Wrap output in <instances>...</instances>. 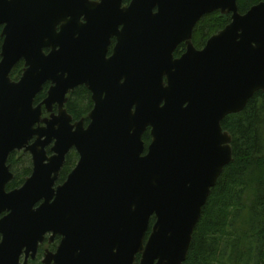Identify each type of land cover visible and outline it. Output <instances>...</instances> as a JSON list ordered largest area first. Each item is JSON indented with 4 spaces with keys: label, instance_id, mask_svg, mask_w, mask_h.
Listing matches in <instances>:
<instances>
[{
    "label": "water",
    "instance_id": "water-1",
    "mask_svg": "<svg viewBox=\"0 0 264 264\" xmlns=\"http://www.w3.org/2000/svg\"><path fill=\"white\" fill-rule=\"evenodd\" d=\"M122 1L0 0V264H27L47 234L62 238L47 264H184L232 161L221 122L264 94V2L240 14L236 0ZM214 12L230 23L197 51L193 29ZM80 86L86 127L65 109ZM71 150L78 163L55 188ZM13 152L32 171L7 191Z\"/></svg>",
    "mask_w": 264,
    "mask_h": 264
},
{
    "label": "trees",
    "instance_id": "trees-1",
    "mask_svg": "<svg viewBox=\"0 0 264 264\" xmlns=\"http://www.w3.org/2000/svg\"><path fill=\"white\" fill-rule=\"evenodd\" d=\"M236 1L240 14L264 2ZM229 23L230 15L219 12L203 16L193 29L194 47L202 48L211 36ZM1 45L0 36V51ZM181 48L182 53L184 46ZM179 53L180 48L175 55ZM23 68L20 61L10 74L11 80H19ZM48 87L49 84L43 87L34 105L45 98ZM65 109L73 122L83 120L87 123L93 109L91 94L83 86L75 88L67 96ZM48 115L43 110L42 116ZM221 127L232 138V161L223 169L202 208L184 264H264V94L255 93L244 110L226 117ZM142 140L147 147L150 142L148 132ZM7 165L13 180L6 190L20 188L31 173V161L25 162L24 152H13ZM18 166H24L23 170ZM153 223L154 218L151 225Z\"/></svg>",
    "mask_w": 264,
    "mask_h": 264
},
{
    "label": "flooded vegetation",
    "instance_id": "flooded-vegetation-1",
    "mask_svg": "<svg viewBox=\"0 0 264 264\" xmlns=\"http://www.w3.org/2000/svg\"><path fill=\"white\" fill-rule=\"evenodd\" d=\"M92 1H96V0H92ZM131 0L127 1V0H123L122 1V4H121V7H125V6H128V4L130 3ZM198 23V22H197ZM196 26V25H195ZM2 26H0V30L2 31ZM193 34V32H192ZM115 41L112 40V43H114ZM192 44H193V38L191 40ZM111 43V45H112ZM206 44V43H205ZM114 45V44H113ZM184 46V49L181 53V47ZM194 46V45H193ZM205 46V45H204ZM204 46L202 48H196L194 47L197 51H200L204 48ZM111 48V47H110ZM180 48V53L178 56L175 55L177 49ZM186 51V45L185 43H181L179 44L174 53H173V57L174 59H178L180 58ZM55 108V107H54ZM53 113H56L53 112ZM49 116V115H48ZM43 117V116H42ZM43 118H46V117H43ZM72 118V117H71ZM72 123L74 124L75 122H73L72 120ZM88 125V122L85 123L84 122V127H86ZM148 132V135H149V132H150V129H148L145 134ZM149 138H150V135H149ZM147 148V147H145ZM46 152H47V155L50 156V152H49V148L46 149ZM30 160H31V156H30ZM78 160H79V156L78 154L75 152V150H71L65 157V161H64V164L62 166V168L60 169L59 171V176L55 182V188L57 186H62L66 181H67V178L69 176V174L73 171V169L76 167L77 163H78ZM31 171H32V161H31ZM31 175V173H30ZM29 175V176H30ZM40 204V203H39ZM39 204H37L36 206H38ZM50 234H47L45 235V238H44V241L38 246V249H37V252H36V255L31 258V257H28L27 259V264H47L48 262V258L52 255L55 254L56 250H57V247L61 241V236H57L55 237L52 241H50ZM25 260V257L24 255L21 257L20 259V262L23 263ZM48 264H54V261H50Z\"/></svg>",
    "mask_w": 264,
    "mask_h": 264
},
{
    "label": "rangeland",
    "instance_id": "rangeland-1",
    "mask_svg": "<svg viewBox=\"0 0 264 264\" xmlns=\"http://www.w3.org/2000/svg\"><path fill=\"white\" fill-rule=\"evenodd\" d=\"M25 154V162H27V161H31L30 160V155L28 154V153H24ZM28 165V164H27ZM19 167V166H18ZM23 168H24V166H22V167H19V169H22L23 170Z\"/></svg>",
    "mask_w": 264,
    "mask_h": 264
}]
</instances>
